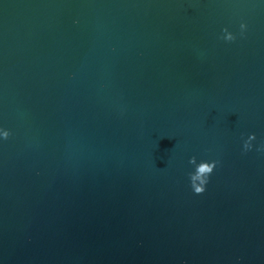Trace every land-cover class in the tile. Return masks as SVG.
<instances>
[{
    "label": "water",
    "instance_id": "95a60500",
    "mask_svg": "<svg viewBox=\"0 0 264 264\" xmlns=\"http://www.w3.org/2000/svg\"><path fill=\"white\" fill-rule=\"evenodd\" d=\"M0 264H264V0H0Z\"/></svg>",
    "mask_w": 264,
    "mask_h": 264
},
{
    "label": "clouds",
    "instance_id": "9594fccd",
    "mask_svg": "<svg viewBox=\"0 0 264 264\" xmlns=\"http://www.w3.org/2000/svg\"><path fill=\"white\" fill-rule=\"evenodd\" d=\"M243 28H244V25L241 24V29H243ZM227 39H228V40H232L233 37L228 36ZM252 138H253L252 136H249L248 139L251 140ZM244 148L247 149V150L250 148V146H249V144H248L247 142H245V144H244ZM200 171L203 172V171H204V168H201ZM208 171H211V170L209 169ZM204 184H205V180H202V181H201V187H200V188H196V191H197V192H201L202 189H203Z\"/></svg>",
    "mask_w": 264,
    "mask_h": 264
}]
</instances>
